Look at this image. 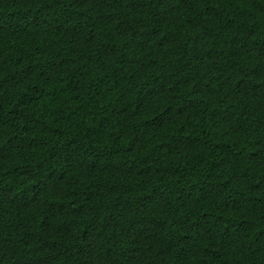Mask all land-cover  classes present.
Wrapping results in <instances>:
<instances>
[{
    "label": "trees",
    "instance_id": "trees-1",
    "mask_svg": "<svg viewBox=\"0 0 264 264\" xmlns=\"http://www.w3.org/2000/svg\"><path fill=\"white\" fill-rule=\"evenodd\" d=\"M0 264H264V0H0Z\"/></svg>",
    "mask_w": 264,
    "mask_h": 264
}]
</instances>
